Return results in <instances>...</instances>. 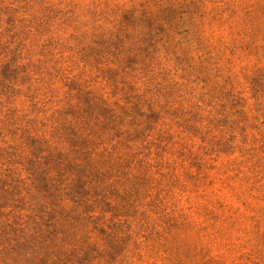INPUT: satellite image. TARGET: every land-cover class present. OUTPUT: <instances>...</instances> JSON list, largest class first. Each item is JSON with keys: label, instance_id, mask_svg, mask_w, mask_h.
Listing matches in <instances>:
<instances>
[{"label": "rangeland", "instance_id": "rangeland-1", "mask_svg": "<svg viewBox=\"0 0 264 264\" xmlns=\"http://www.w3.org/2000/svg\"><path fill=\"white\" fill-rule=\"evenodd\" d=\"M87 109L46 152L88 202L68 264H264V0H0V130ZM30 163L0 131L22 197Z\"/></svg>", "mask_w": 264, "mask_h": 264}, {"label": "trees", "instance_id": "trees-1", "mask_svg": "<svg viewBox=\"0 0 264 264\" xmlns=\"http://www.w3.org/2000/svg\"><path fill=\"white\" fill-rule=\"evenodd\" d=\"M88 115V109L82 113L66 110L37 124L28 120L9 124L6 132L0 130L5 136H19L29 149L31 161L30 184L20 180L26 197L21 196V183L13 181V172L1 169L5 174L0 175V264H68L69 259L87 251V237L77 239L83 232V213L75 214L63 205L66 200L76 205L88 202L62 188L61 178L68 166L59 155L46 152L51 141H68L72 148L82 146L83 140L70 119L88 126ZM42 131L51 133L49 140L38 137ZM80 245H86V249H79Z\"/></svg>", "mask_w": 264, "mask_h": 264}]
</instances>
